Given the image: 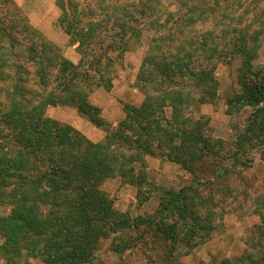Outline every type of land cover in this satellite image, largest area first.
Returning a JSON list of instances; mask_svg holds the SVG:
<instances>
[{"label": "rangeland", "instance_id": "obj_1", "mask_svg": "<svg viewBox=\"0 0 264 264\" xmlns=\"http://www.w3.org/2000/svg\"><path fill=\"white\" fill-rule=\"evenodd\" d=\"M111 2L119 10L106 9ZM142 2L148 5L137 17L134 10H140ZM120 11L132 13L133 18ZM66 15L80 20L76 28L85 34L87 30L89 34L97 30L96 36L83 46L79 75L86 82L78 85L88 103L98 110L99 118L110 126L108 129H114L124 119L126 106L139 108L145 98L156 95L151 88H146V92L139 89L141 72L152 71L150 56H159L153 62L163 65L173 59L178 63L180 56L185 55L190 61L185 69L190 70V63L198 62L195 72L212 71L202 91L212 93L213 98L200 104L199 88L191 93L180 92L189 99L187 106L178 108L180 112L173 120L174 110L166 105L162 127H180L173 143L175 151L188 146L184 139L194 123L204 124L202 136L216 142L214 149L204 160L192 165L188 159L182 165L185 158H177L176 151L164 150L163 143L153 141L156 158L133 154L138 161L133 173L143 170V184L133 186L128 178L124 181L118 174L105 179L100 190L113 211L132 221H153L103 240L91 264L264 262V128L255 131L259 123H264V114L237 104L228 110V100L241 95L247 84L264 85V0H0V24L11 26L9 35L47 42L52 45V52L72 59L76 55L69 51L72 46L71 37L65 33ZM135 17L137 22H133ZM119 25H125L124 29ZM129 28L138 31V35ZM194 35L196 40L190 45ZM202 39L211 40V44ZM153 46L162 48L158 53ZM16 54L25 56L22 52ZM22 64L27 67L29 62L24 60ZM174 77L173 91L171 87L169 92L175 91V82L177 87L184 85L183 80ZM188 90L192 89L188 86ZM45 114L72 127L92 143L101 142L105 136L102 128L92 125L76 109L49 106ZM181 190L186 192L184 207L195 218L190 235L186 224L190 225L191 219L182 221L178 215L160 209L166 198ZM163 191L170 193L168 197ZM9 213V208L0 206V219ZM177 222L185 230L180 228L174 242L168 236L175 235ZM154 225L169 227L172 232L168 234V228L160 234ZM23 255L19 264H42L26 252ZM0 264H7L1 253Z\"/></svg>", "mask_w": 264, "mask_h": 264}, {"label": "trees", "instance_id": "obj_2", "mask_svg": "<svg viewBox=\"0 0 264 264\" xmlns=\"http://www.w3.org/2000/svg\"><path fill=\"white\" fill-rule=\"evenodd\" d=\"M93 5L101 6L99 3ZM147 5L142 2L140 10H134L137 17L142 15ZM105 8L119 10L113 2ZM128 10L132 11V8ZM127 11L120 12L129 17L133 15ZM72 15L74 17V13ZM89 16H94L93 12ZM65 18V33L71 37L69 44L78 43L76 50L81 59L77 66L59 53L52 52L51 44L12 37L7 32L11 26L1 27L0 24V206L10 210L9 216L0 219L3 238L0 253L7 264H19L24 252L40 259L42 264H91L103 240L136 229L144 223L150 225L153 220L143 223L142 219L132 221L126 215L113 211L100 186L105 179L117 174L124 181L128 178V183L133 186L143 184V170L133 173L134 164L138 163L134 156L156 158L155 148L151 146L153 141L160 145L163 143L164 150L174 151L175 135L179 134L180 127L176 130L162 127L165 106L173 108V120L177 118L178 108L186 107L189 100L186 94L180 92L191 93L198 88L202 91L212 74V71L202 69L195 72L194 66L198 62L190 63L194 70L191 67L190 70L185 69L184 66L190 62L185 55L180 56L178 63L173 59L163 65L160 61L153 62L159 56H150L148 61L152 63V71L141 72L139 89L146 92V88H151L156 95L145 98L139 108L126 106L124 119L114 129H108L110 126L99 118L98 110L88 103L86 95L81 92L82 87L78 85L86 82L79 75L82 51H85L86 42L96 36L97 30L93 29L90 34L87 30L85 34L76 28L80 20H71L67 15ZM133 20L137 22L136 17ZM124 26L118 27L124 29ZM129 30L134 32L131 28ZM73 31L75 36H72ZM134 33L138 35V31ZM97 39L100 40L99 37ZM205 39H202L203 43L211 44V40ZM195 40L194 35L189 44L193 45ZM6 43L8 47H4ZM153 48H157L159 53L162 47ZM98 50L103 49L99 47ZM19 52L26 57L16 54ZM24 60L29 62L27 67L22 64ZM54 74L59 77L53 78ZM173 77L183 80L184 85L177 87L178 82H175V91L169 92L174 83ZM107 84H110L109 80ZM157 93L160 95L157 96ZM201 95L198 99L200 104L213 98L207 90ZM235 104L255 108L258 113L264 114V85L247 84L241 95L235 94L228 100V110ZM49 106L76 109L79 115L104 130L103 140L92 143L72 127L48 118L45 112ZM203 126L194 123L184 139L188 146L175 149L177 158H185L182 165L188 159L192 165L202 161L214 149L216 142L202 136ZM256 127V132L261 131L264 123ZM121 151L126 154L121 155ZM183 169L192 171L190 167ZM163 192L167 197L170 194ZM184 193L181 190L166 198L160 209L178 215L182 221L191 219L190 225L186 222L191 229L194 228L192 220L195 221V218L184 207ZM181 224L177 222L175 235L168 236L174 242L178 239L180 228L185 230ZM153 227L160 234L169 228ZM169 230L168 234L172 232V229ZM191 231H188L189 235Z\"/></svg>", "mask_w": 264, "mask_h": 264}, {"label": "crops", "instance_id": "obj_3", "mask_svg": "<svg viewBox=\"0 0 264 264\" xmlns=\"http://www.w3.org/2000/svg\"><path fill=\"white\" fill-rule=\"evenodd\" d=\"M77 46L78 45H74V46H72L71 48L72 49H70L69 51H70V53H74L76 56L74 57H72V59H67L66 57H64L63 55H62V53H61V56L63 57V58H65L66 60H68L69 62H71L73 65H75V66H77L78 65V63H79V61H80V59H81V57H80V55L77 53ZM73 51V52H72ZM93 125V124H92Z\"/></svg>", "mask_w": 264, "mask_h": 264}]
</instances>
